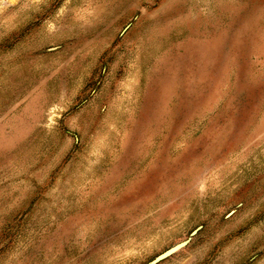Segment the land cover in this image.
<instances>
[{
	"label": "rangeland",
	"instance_id": "374dc122",
	"mask_svg": "<svg viewBox=\"0 0 264 264\" xmlns=\"http://www.w3.org/2000/svg\"><path fill=\"white\" fill-rule=\"evenodd\" d=\"M0 264H264V0H0Z\"/></svg>",
	"mask_w": 264,
	"mask_h": 264
},
{
	"label": "water",
	"instance_id": "95a60500",
	"mask_svg": "<svg viewBox=\"0 0 264 264\" xmlns=\"http://www.w3.org/2000/svg\"><path fill=\"white\" fill-rule=\"evenodd\" d=\"M188 243V241H183L173 247H171L170 249H168L166 252H164L159 258L158 260H162L165 258L170 257L171 255H173L174 253H176L178 250H180L181 248H183L186 244Z\"/></svg>",
	"mask_w": 264,
	"mask_h": 264
}]
</instances>
